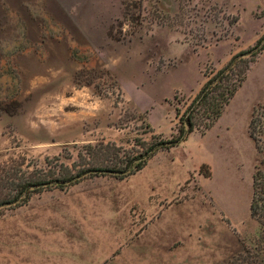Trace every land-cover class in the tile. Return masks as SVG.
I'll list each match as a JSON object with an SVG mask.
<instances>
[{
    "label": "rangeland",
    "instance_id": "374dc122",
    "mask_svg": "<svg viewBox=\"0 0 264 264\" xmlns=\"http://www.w3.org/2000/svg\"><path fill=\"white\" fill-rule=\"evenodd\" d=\"M263 32L264 0H0V50L29 46L27 34L37 47L61 48L64 33L76 39L35 82L0 67V167L22 160L31 171L55 157L70 165L86 143L136 150L170 137L205 74ZM262 101L264 50L211 127L140 171L5 210L0 264H241L243 250L264 253L249 214L264 153L247 133Z\"/></svg>",
    "mask_w": 264,
    "mask_h": 264
},
{
    "label": "trees",
    "instance_id": "16d2710c",
    "mask_svg": "<svg viewBox=\"0 0 264 264\" xmlns=\"http://www.w3.org/2000/svg\"><path fill=\"white\" fill-rule=\"evenodd\" d=\"M264 50V32L244 50L234 53L219 69L205 74V81L187 108L179 115L178 128L168 138L154 136L150 143H141V149L124 150L110 142L86 143L70 165L59 157L44 159L42 168L32 163L34 170L23 168L22 160H10L0 167V216L7 209L27 204L36 194L59 189L66 190L84 179L111 176L124 179L140 171L159 150H167L185 141L194 129H207L220 117L226 105L246 79L251 64ZM247 133L258 154L264 153V101L253 106ZM27 165L26 168H28ZM250 217L259 224L258 239H264V158L252 173V191L249 202ZM246 250L241 264H263L264 253L256 247L252 253ZM236 263V262H235ZM234 263V264H235ZM231 264H233L231 262Z\"/></svg>",
    "mask_w": 264,
    "mask_h": 264
},
{
    "label": "crops",
    "instance_id": "0c3cea01",
    "mask_svg": "<svg viewBox=\"0 0 264 264\" xmlns=\"http://www.w3.org/2000/svg\"><path fill=\"white\" fill-rule=\"evenodd\" d=\"M44 16L50 20H55L58 23L61 22L55 18L56 16L48 9H45ZM60 24L62 25V22ZM58 38H60V44H63L59 49L51 47L49 44L44 42H38V46L40 47H37L36 40L27 34L25 39L27 40L29 46L0 50V67L11 65L13 70L17 73H31V79L35 82L37 73L48 71L51 68V57L55 55L68 57L70 54L69 47L73 46V42L76 41V39L72 37V33H64V35H61ZM58 38L55 40H58ZM60 63H62L61 60ZM63 63H65V60ZM3 68H0V70Z\"/></svg>",
    "mask_w": 264,
    "mask_h": 264
}]
</instances>
